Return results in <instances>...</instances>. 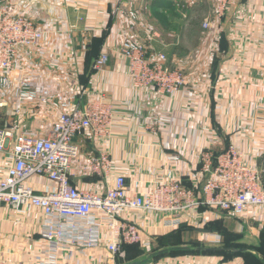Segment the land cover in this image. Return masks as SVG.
Segmentation results:
<instances>
[{
    "label": "crops",
    "instance_id": "1",
    "mask_svg": "<svg viewBox=\"0 0 264 264\" xmlns=\"http://www.w3.org/2000/svg\"><path fill=\"white\" fill-rule=\"evenodd\" d=\"M12 1L48 32L29 72L51 102L45 108L25 107L16 119V101L5 95L9 107L0 110V128L20 120L23 130L45 131L57 118L61 100L80 98L83 86L87 88L83 102L103 94L117 109L113 136L102 148L115 162L114 177L125 176L133 193L152 188L168 170L193 187L202 180V153L217 154L231 144L264 176V4L234 0L218 20L214 0ZM182 13L190 19L202 18L198 21L201 32L196 30L201 35L189 29L197 21L184 19ZM157 14L167 16L168 29ZM208 14H212L209 36H202V22ZM149 26L158 29L157 34L147 35ZM170 32L175 38L166 42L170 46H162L161 40ZM127 33L144 43L149 55L166 54L168 67L184 73L188 84L177 96L158 100L153 92L136 91L127 75V63L117 56H112L103 72L90 74V68L86 72L93 38L107 34L103 51L116 47ZM205 44H209L207 49ZM76 142L85 155L98 149L82 136ZM170 156H178L179 162L168 161ZM6 160L0 155V178L6 174ZM97 181V177H77L73 184L95 189ZM30 183L40 191H46L49 184L42 179ZM130 217L139 224L144 239L128 249L120 264H220L215 257L171 256L168 248L174 238L187 230L166 229L157 215ZM222 219L226 218L217 212L199 210L186 216L184 226L205 233L207 225ZM240 219L253 225L252 232L264 229V210H253ZM42 224L43 216L34 209L15 212L3 208L0 260L6 264L46 262L49 253L40 236ZM109 258L103 244L84 252L71 248L59 254L57 263L110 264Z\"/></svg>",
    "mask_w": 264,
    "mask_h": 264
},
{
    "label": "built area",
    "instance_id": "2",
    "mask_svg": "<svg viewBox=\"0 0 264 264\" xmlns=\"http://www.w3.org/2000/svg\"><path fill=\"white\" fill-rule=\"evenodd\" d=\"M214 1L221 20L234 0ZM241 1L264 4V0ZM211 15L204 17V31L211 27ZM182 16L187 19L188 14ZM47 35L12 0H0V110L9 107L5 95L13 96L16 119L25 107L45 108L51 102L29 72ZM148 50L127 33L116 47L104 48L92 70L103 72L112 56H117L127 63V75L136 91L153 92L158 100L177 96L188 84L186 76L180 69L168 67L166 54L149 55ZM80 87V98L62 99L57 118L45 131L23 130L20 120L0 128V155L7 158L6 174L0 178V212L9 208L41 213L40 236L49 253L42 264H58L59 254L71 248L84 252L103 244L110 264H120L128 249L144 239L139 224L130 217L133 214L157 215L166 229L178 230L186 225L187 215L199 210L217 212L224 218L264 210L263 173L247 163L243 151L233 144L219 155L202 153V180L193 187L173 171L164 170L152 188L133 193L125 176L114 177L115 162L102 148L113 136L117 109L103 94L83 102L87 88ZM81 136L97 145L95 153H82L76 142ZM179 160L178 156L168 157L171 162ZM88 176L99 178L97 188L73 184L77 177ZM34 179L49 183L47 190L34 187L30 183ZM0 264L6 263L0 260Z\"/></svg>",
    "mask_w": 264,
    "mask_h": 264
},
{
    "label": "rangeland",
    "instance_id": "3",
    "mask_svg": "<svg viewBox=\"0 0 264 264\" xmlns=\"http://www.w3.org/2000/svg\"><path fill=\"white\" fill-rule=\"evenodd\" d=\"M164 17H166L167 19V16L164 15ZM200 19L202 18L199 19L187 18V20L188 21L191 20L192 23L194 21H197L193 23L195 27L193 28L189 27V29L193 30V32H195L196 30L200 31L201 24L198 23ZM177 21L179 22L180 20L177 19ZM177 26L178 25H176V27ZM157 30L158 29H156L155 27L149 26L146 30L147 35L157 34L158 32ZM209 30L202 31V36L205 35L209 36ZM185 31H187V29L186 30L184 29L183 32ZM200 32L199 34L201 35ZM174 38H175V34L170 32L166 35L165 40L162 39L160 43L162 46L163 45L170 46L171 43L170 42L166 43V42H168L169 40L172 41ZM203 47L204 49H207L209 47V44H205L203 45ZM201 52H203V50ZM251 226L253 225H250L249 223H244L238 217L232 216L230 218H226L225 220L222 219L220 223L214 225L213 227H210V229L205 233L196 232V231H188L185 233H180L174 238L172 246L168 248V251L171 254L176 253L178 257H186V256L187 257L201 256V257H210V258L215 257V259H219L220 264H230L235 261H239L242 264H264V229L262 231L256 230L252 232ZM185 247L191 248L193 252L187 253L180 251V248L182 249ZM201 247L230 249V251L229 252L225 251L223 253L213 254V255L199 254L195 252V249Z\"/></svg>",
    "mask_w": 264,
    "mask_h": 264
},
{
    "label": "trees",
    "instance_id": "4",
    "mask_svg": "<svg viewBox=\"0 0 264 264\" xmlns=\"http://www.w3.org/2000/svg\"><path fill=\"white\" fill-rule=\"evenodd\" d=\"M159 17H160V20H161V23H162V25L165 27V26H167V24H168V22H167V19L165 18V17H161V15L160 14H157ZM106 36H107V34L103 37V38H93L92 39V42H91V44L89 45V52H88V55H87V58H86V72L87 71H89V68H90V74H92V73H94L93 72V70H92V65H93V63L90 65V63H91V61L92 60H96L98 57H99V55L101 54V52H102V45L104 44V41H105V39H106ZM93 61V62H94ZM229 146H227V148H228ZM226 149V148H225ZM224 149V150H225ZM223 150V151H224ZM223 151H221V152H219V153H217V154H215V155H219V154H221ZM91 177H93V178H95L96 176H91ZM98 178V177H97ZM98 181H99V178H98ZM97 181V182H98ZM96 182V183H97ZM210 226H214V225H207L206 227H205V229L206 230H209L210 229ZM184 230H187V232L188 231H194V228L192 227V228H190V227H188V226H183V227H181V228H179L178 229V231H184ZM196 231V230H195ZM180 251H182V252H193L192 250H185V249H181L180 248ZM195 252H197V253H199V254H206V255H213V254H215V253H213V252H200V251H198V250H195ZM171 256H178V255H176V253L175 254H171Z\"/></svg>",
    "mask_w": 264,
    "mask_h": 264
},
{
    "label": "water",
    "instance_id": "5",
    "mask_svg": "<svg viewBox=\"0 0 264 264\" xmlns=\"http://www.w3.org/2000/svg\"><path fill=\"white\" fill-rule=\"evenodd\" d=\"M182 249H185V250H192L191 248H187V247H185V248H182ZM195 250H198V251H200V252H213V253H215V254H219V253H223V252H225V251H227V252H229L230 251V249H219V248H197V249H195Z\"/></svg>",
    "mask_w": 264,
    "mask_h": 264
}]
</instances>
